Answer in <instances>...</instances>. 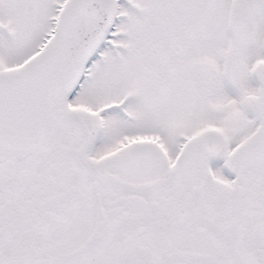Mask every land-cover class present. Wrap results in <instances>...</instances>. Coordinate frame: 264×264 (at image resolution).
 I'll return each mask as SVG.
<instances>
[{"label":"snow or ice","instance_id":"6c2138e0","mask_svg":"<svg viewBox=\"0 0 264 264\" xmlns=\"http://www.w3.org/2000/svg\"><path fill=\"white\" fill-rule=\"evenodd\" d=\"M0 264H264V0H0Z\"/></svg>","mask_w":264,"mask_h":264}]
</instances>
